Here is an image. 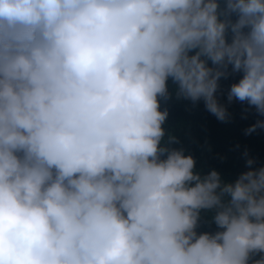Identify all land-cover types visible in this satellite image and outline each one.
Listing matches in <instances>:
<instances>
[{"label": "clouds", "instance_id": "clouds-1", "mask_svg": "<svg viewBox=\"0 0 264 264\" xmlns=\"http://www.w3.org/2000/svg\"><path fill=\"white\" fill-rule=\"evenodd\" d=\"M229 66L228 101L264 115V0H0V264L264 253V167L225 184L161 146L167 81L224 121ZM201 209L219 231L197 234Z\"/></svg>", "mask_w": 264, "mask_h": 264}, {"label": "trees", "instance_id": "trees-1", "mask_svg": "<svg viewBox=\"0 0 264 264\" xmlns=\"http://www.w3.org/2000/svg\"><path fill=\"white\" fill-rule=\"evenodd\" d=\"M220 10L226 6V0H218ZM233 22L235 14L230 17ZM230 42L231 33L228 34ZM195 51V50H194ZM190 53V54H194ZM209 66L211 61L208 62ZM231 73V66H229ZM243 73H231L227 78L221 77L216 93L218 102L227 109L226 120H218L210 113L201 99L195 103L191 100L177 97V85L171 79L167 81L168 97L160 98V110H167L168 116L163 123L164 137L161 146L183 150L185 156L191 155L195 160L194 172L201 177L211 171H217L223 183H233L238 177L249 170L264 167V128H256L251 133L246 130L257 121H264V115L257 113L254 106L233 99L229 102L228 92L233 83L242 78ZM170 138H174L170 142ZM167 153L161 158H166ZM252 159L254 163L248 165ZM215 210L201 209L197 222V234L212 233L220 229L214 223ZM264 253L251 257L249 264L260 260Z\"/></svg>", "mask_w": 264, "mask_h": 264}]
</instances>
